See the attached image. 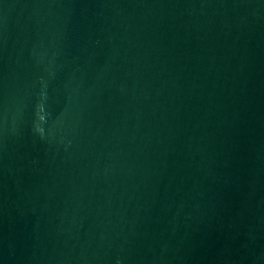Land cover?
Wrapping results in <instances>:
<instances>
[{
    "label": "water",
    "instance_id": "95a60500",
    "mask_svg": "<svg viewBox=\"0 0 264 264\" xmlns=\"http://www.w3.org/2000/svg\"><path fill=\"white\" fill-rule=\"evenodd\" d=\"M0 264H264V0H0Z\"/></svg>",
    "mask_w": 264,
    "mask_h": 264
}]
</instances>
